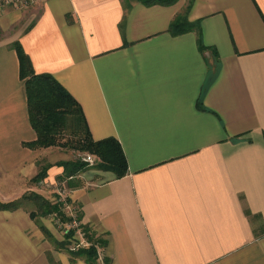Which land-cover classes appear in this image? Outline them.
<instances>
[{
    "label": "crops",
    "instance_id": "obj_1",
    "mask_svg": "<svg viewBox=\"0 0 264 264\" xmlns=\"http://www.w3.org/2000/svg\"><path fill=\"white\" fill-rule=\"evenodd\" d=\"M179 15L198 22L208 49L197 31H170ZM17 43L78 101L94 140L120 142L125 176L88 167L65 177L58 164L78 151L28 146L37 133ZM40 162L52 165L43 184L68 189L103 246L96 264H264V0L0 11V202L22 198ZM34 209L0 208V264H89L58 245L61 219L37 221Z\"/></svg>",
    "mask_w": 264,
    "mask_h": 264
},
{
    "label": "trees",
    "instance_id": "obj_2",
    "mask_svg": "<svg viewBox=\"0 0 264 264\" xmlns=\"http://www.w3.org/2000/svg\"><path fill=\"white\" fill-rule=\"evenodd\" d=\"M145 4H171L177 0H141ZM189 9V8H188ZM170 31L174 35H180L190 31L198 32V45L202 51L208 49L204 45L198 22H190L186 16L179 15L173 21ZM21 63V77L25 80L30 118L37 133V139L28 143L33 149L61 147L73 149L79 153L94 154L100 162L90 166L87 162L76 158L75 161L58 164L64 167L63 176L73 175L87 169L98 167L102 170L112 171L120 178L128 173V162L120 142L113 137L94 140L91 132L86 128V120L78 101L68 92L64 86L50 73H36L31 59L20 44H15ZM40 170L32 179L34 183H40L48 177L51 164L40 162ZM25 200L31 201L34 210L30 212L32 218L39 221L40 217L51 214L61 219L63 225L70 221L64 210L63 204L57 198L50 199L45 195L32 192L24 196ZM25 200L0 202L2 209H17L25 205ZM79 219L81 217L78 213ZM42 229L48 235L47 229ZM89 246H81L76 251H71L73 256L84 258L89 264H96L98 258L97 244L100 241L94 237L91 230L83 226ZM62 230H64L62 228ZM75 234L74 230L65 233V240L58 243L61 247H67L70 239ZM49 236V235H48Z\"/></svg>",
    "mask_w": 264,
    "mask_h": 264
},
{
    "label": "built area",
    "instance_id": "obj_3",
    "mask_svg": "<svg viewBox=\"0 0 264 264\" xmlns=\"http://www.w3.org/2000/svg\"><path fill=\"white\" fill-rule=\"evenodd\" d=\"M36 0H0V11H3L7 6H13L16 9L26 8L32 4H35ZM82 161L87 162L90 166L95 165L96 156L91 153H79L78 157ZM57 200H59L63 206L66 214L70 218V221L63 225L59 221V226L64 229V232H68L70 230H74L75 234L73 238L70 239V243L67 245V248L70 251H76L81 246H89V242L86 239V232L82 227V221L78 216V208L69 201V191L63 186L58 188L57 190ZM98 250V259H104L103 246L97 244Z\"/></svg>",
    "mask_w": 264,
    "mask_h": 264
},
{
    "label": "rangeland",
    "instance_id": "obj_4",
    "mask_svg": "<svg viewBox=\"0 0 264 264\" xmlns=\"http://www.w3.org/2000/svg\"><path fill=\"white\" fill-rule=\"evenodd\" d=\"M99 162H100V160L96 157V163L95 164H97ZM32 179L27 181V183H26V190H25L22 198H20V199L25 200V197L24 196L27 195V194H29V193H32V192H38V193H41V194H44V195H46V193H49L50 194L49 196L54 197V198H58V196H56L57 190H58V188L63 187V184L58 183L55 186L50 185V183L43 184V183L46 182L44 180V181H42V183L40 182L41 184L39 185V183L32 182ZM36 186H38V187H36ZM42 186H43V188H42ZM2 193L4 194V175L3 174H0V195ZM2 197H4V196H0V198H2ZM20 199H18V200H20ZM25 205L27 207H29V208L34 207L33 203L31 201H27V200H25Z\"/></svg>",
    "mask_w": 264,
    "mask_h": 264
}]
</instances>
